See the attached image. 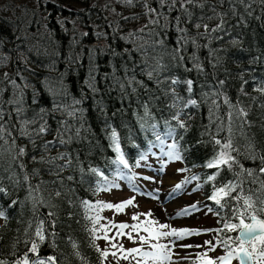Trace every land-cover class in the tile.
Here are the masks:
<instances>
[{"label":"trees","instance_id":"16d2710c","mask_svg":"<svg viewBox=\"0 0 264 264\" xmlns=\"http://www.w3.org/2000/svg\"><path fill=\"white\" fill-rule=\"evenodd\" d=\"M102 3L0 0V261L7 264L25 254L30 264L47 257L107 264L97 251L105 250L102 221L94 236L85 205L99 200L120 154L132 171L149 151H178L175 163L196 177L214 215L208 223L215 219L219 230L238 223L239 196H251L264 218V0ZM229 141L232 168L205 167ZM229 183L238 187L221 207L210 197ZM41 221L43 242L35 236ZM217 234L222 241L236 231ZM33 240L37 253L29 251Z\"/></svg>","mask_w":264,"mask_h":264},{"label":"rangeland","instance_id":"374dc122","mask_svg":"<svg viewBox=\"0 0 264 264\" xmlns=\"http://www.w3.org/2000/svg\"><path fill=\"white\" fill-rule=\"evenodd\" d=\"M98 1L99 5H101L103 4L102 1L105 0ZM50 148H53L51 152L59 150L55 145H51ZM159 149V151L155 152L149 151L138 162L135 170L131 171L128 166L125 167L123 164H120L110 176L103 180L99 188L100 197L97 202L119 204L133 199V204L126 207L122 212H116L115 209L107 208L100 210L99 216L101 217L102 225L108 226L109 222L132 225L147 220H155L160 224H168L171 228L175 229L186 228L197 230L199 234L178 239L177 243L175 242L176 237L150 241L151 244L157 242L167 244L171 249L172 259L170 262H165V264H202L199 257L204 253H207L208 258L213 260H216L221 255H225V249L219 244L220 238L217 231H215L216 226L211 228L209 225L208 229L212 231L208 234L204 231L207 228L198 229L197 225L199 223H196L197 220L203 222L206 221L207 216L212 217L213 215L211 208L205 204V199L199 190V182L197 179H194V174L187 176L182 172L175 163V159H171L166 153V146ZM113 184L119 185V187H110ZM178 184L181 185L179 189L176 188ZM97 202L86 203L93 206L91 208L85 205L87 211L92 216H96L97 214V210L94 207ZM193 205H195V210H192ZM184 209H189V214L179 215ZM147 213H151V216L146 215ZM133 215H138L139 220H133ZM201 224L207 225L204 222ZM168 230L164 229V231ZM118 231L114 227H109L107 234L111 243H115L118 246L122 245L125 250L139 247L145 252L153 251L149 244H142L140 242L139 236H147V233L142 229L139 233L132 232L131 228L124 229V233L132 232L133 239L131 240L126 234L118 236ZM112 237H115V239L112 240ZM110 241L103 238L101 240L105 249L109 251L107 264H137V261H140V264H145V258L141 256H136L135 259L129 257V259L125 260L120 259L121 253L117 252V257H113L111 252L117 250L111 247ZM206 241H211V245L206 244ZM185 245H190L191 247H185ZM213 246H215V250H210ZM53 264L55 263L53 262ZM147 264H158V262L147 259ZM232 264H239V262L233 260Z\"/></svg>","mask_w":264,"mask_h":264},{"label":"snow or ice","instance_id":"6c2138e0","mask_svg":"<svg viewBox=\"0 0 264 264\" xmlns=\"http://www.w3.org/2000/svg\"><path fill=\"white\" fill-rule=\"evenodd\" d=\"M127 3L131 4L132 0H126ZM164 0H161V3H163ZM187 3L191 4L194 3V0H186ZM203 7V5H200ZM186 10V9H185ZM154 11V10H150ZM178 19V18H177ZM211 19V17L209 18ZM155 23V21H153ZM201 25L197 24L196 27L199 28ZM205 29L207 30V25H204ZM221 26L218 25L217 28L212 29V31H218ZM182 59V57H181ZM179 83L178 80H172V84ZM188 85V90L191 91V85L192 81L188 80L186 81ZM190 104L195 105V100H190ZM173 119L178 121V126L180 128H184L185 125L183 121L179 120V113L173 116ZM40 131H44L43 128L40 129ZM113 142L115 144V150L117 153H120V147L118 142H116V133H112ZM216 144H220V141H215ZM172 149H176V145L173 144L171 146ZM232 149V144L229 141L228 143H224L221 146V150L217 153L215 157H213L211 160H209L205 167L212 169H220L222 166H227L229 169L232 168L233 164L235 163V158L230 155L229 150ZM21 154H23L24 150H20ZM169 156L171 159L179 160L181 159V155L178 151H172L169 153ZM119 162L123 164L125 167H127V162L124 160L123 155L120 154L118 156ZM262 163H264V157H261ZM93 172H97L96 169H92ZM261 172H264V167H261ZM219 172L216 173L218 175ZM249 175H251V172H248ZM102 175V174H101ZM216 175H210L208 176V180L212 181L216 179ZM239 175V174H237ZM196 179V177H194ZM262 188H264V182H261ZM110 187H119V185L113 184ZM181 185H176V188L179 189ZM238 187L237 184L229 183L223 187L217 188L212 196L210 197L211 200L215 201L217 205H220L223 207L224 205L221 204V198L228 196L233 190H235ZM109 190V189H104ZM2 191V189H0ZM236 199L243 201V211H240L237 209L234 213L236 219L238 220V223H232L228 222L224 224V228L220 229L218 231L223 232L225 229L229 232L236 231L238 232V235L233 237H228L227 239H224L222 241H219L220 246H222L225 249L226 254L219 256L216 260H213L211 258H208L207 253L202 254L199 258L202 261V264H232L233 260H237L239 264H264V218H260L257 215V210L255 208V202L252 200L251 196H239L236 197ZM133 204V199H129L127 201L121 202L119 204H111V203H103V202H97V204L94 206L97 210V214L94 218H92V223L94 225L93 229L91 230L93 235L95 236V233L98 231L95 227L96 224L99 223L101 217L99 216V211L103 210L105 208L107 209H115L116 212H122L126 207ZM261 207L259 208V212L264 213V199H260ZM86 207H93L91 205H87ZM192 210H195V205L192 206ZM189 209H184L182 213H179V215H188ZM4 213L0 212V216H3ZM146 215L151 216V213H147ZM133 220H139L138 215L132 216ZM109 227H114L118 229L117 235H127L128 238L131 240L133 239L132 232L139 233L141 229L147 233V236H139V240L142 244H149V246L153 249V251L145 252L142 251L141 248H131V249H124L122 245H117L115 243H111L110 238L108 236V230ZM131 228L132 232L124 233L123 230ZM101 229L104 232L103 239L109 240L111 243V247L113 249H116L117 251H112L111 255L113 257H117V252H120V259H129V257H132L133 259L136 258V256H141L145 258V264H147V259H151L154 262H158V264H165V262H170L172 259L171 249L167 244L162 243H155L151 244L150 241H159L162 238L167 237H176L177 239H182L183 237L190 236V235H196L199 234L197 230H190V229H175L171 228L168 224H160L158 221L155 220H147L143 221L137 224H126V223H120V224H114L112 222H109L108 226L101 225ZM164 229H169L168 231H164ZM35 236L38 238L40 242H43L45 240L44 235V228H43V221L40 222V225L37 226L35 231ZM95 238H101V237H95ZM112 240L115 239V237L111 238ZM208 245H211V241L205 242ZM75 246V245H74ZM95 246V245H94ZM185 247H191L190 245H185ZM199 247V246H198ZM39 248V244L36 240H33L31 242V248L29 249L32 253H37ZM210 250H215V246L211 247ZM97 251L100 252V256L102 258H107L109 255V251L107 249L100 250L97 248ZM54 257H47L46 259H40L37 258L36 260L32 261L31 264H53ZM0 264H7L6 261H0ZM15 264H30L27 254L21 259L17 260ZM137 264H140V261H137Z\"/></svg>","mask_w":264,"mask_h":264}]
</instances>
